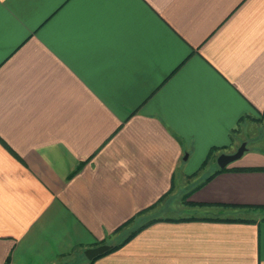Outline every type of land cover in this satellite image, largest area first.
<instances>
[{
	"label": "crops",
	"instance_id": "obj_1",
	"mask_svg": "<svg viewBox=\"0 0 264 264\" xmlns=\"http://www.w3.org/2000/svg\"><path fill=\"white\" fill-rule=\"evenodd\" d=\"M263 122L264 0H0V264H264Z\"/></svg>",
	"mask_w": 264,
	"mask_h": 264
},
{
	"label": "water",
	"instance_id": "obj_2",
	"mask_svg": "<svg viewBox=\"0 0 264 264\" xmlns=\"http://www.w3.org/2000/svg\"><path fill=\"white\" fill-rule=\"evenodd\" d=\"M247 143L245 141L241 142V144L237 147L234 152L231 153H220L216 158V163L219 168H225L236 160L240 159L244 152L247 150ZM110 245L102 244L93 248H88L85 250L84 254L87 259H92L101 255L108 249H110Z\"/></svg>",
	"mask_w": 264,
	"mask_h": 264
},
{
	"label": "rangeland",
	"instance_id": "obj_3",
	"mask_svg": "<svg viewBox=\"0 0 264 264\" xmlns=\"http://www.w3.org/2000/svg\"><path fill=\"white\" fill-rule=\"evenodd\" d=\"M245 140H246L245 142L247 143V145H246L247 147L256 148V149L264 152V122L262 124H258L257 127L251 128L250 131L248 132V135L245 137ZM212 164H213L212 166H207L205 169H202L201 174L205 175L208 172H210L211 169H213V167L216 166L214 161H212ZM246 214H251V213H246ZM239 217H241V216H239ZM217 218H219V217H217ZM234 219L238 220V218L237 219L234 218ZM241 219L246 220L243 218H241Z\"/></svg>",
	"mask_w": 264,
	"mask_h": 264
},
{
	"label": "trees",
	"instance_id": "obj_4",
	"mask_svg": "<svg viewBox=\"0 0 264 264\" xmlns=\"http://www.w3.org/2000/svg\"><path fill=\"white\" fill-rule=\"evenodd\" d=\"M227 169V167H225V168H219L218 167V169H216V171L214 172V173H218V172H221V171H224V170H226ZM211 176V175H210ZM230 220V219H219V218H210V217H201V218H196V217H193V216H191V217H186V218H179V219H177V220H182V221H185V220ZM234 221H236L235 219H233ZM239 221H246V220H242V219H238ZM137 230H135V231H133L130 235H133L135 232H136Z\"/></svg>",
	"mask_w": 264,
	"mask_h": 264
},
{
	"label": "clouds",
	"instance_id": "obj_5",
	"mask_svg": "<svg viewBox=\"0 0 264 264\" xmlns=\"http://www.w3.org/2000/svg\"><path fill=\"white\" fill-rule=\"evenodd\" d=\"M121 163H123V162H121Z\"/></svg>",
	"mask_w": 264,
	"mask_h": 264
}]
</instances>
